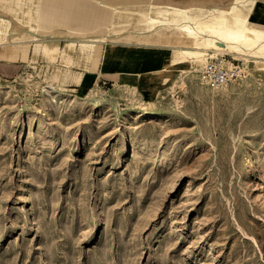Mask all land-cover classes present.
Instances as JSON below:
<instances>
[{
	"label": "rangeland",
	"instance_id": "1",
	"mask_svg": "<svg viewBox=\"0 0 264 264\" xmlns=\"http://www.w3.org/2000/svg\"><path fill=\"white\" fill-rule=\"evenodd\" d=\"M113 15L104 46L135 42L140 17ZM208 53L241 76L210 89L182 57L73 88L57 56L0 60V264H264V77Z\"/></svg>",
	"mask_w": 264,
	"mask_h": 264
},
{
	"label": "crops",
	"instance_id": "2",
	"mask_svg": "<svg viewBox=\"0 0 264 264\" xmlns=\"http://www.w3.org/2000/svg\"><path fill=\"white\" fill-rule=\"evenodd\" d=\"M42 1L44 2L42 3ZM207 1L218 2L216 0ZM115 2L116 0H112L113 4ZM161 2H170V0H162ZM42 4L44 5L43 8ZM66 6L70 13L72 11V15L80 6H87L83 15L89 20L86 21L83 17L80 24L71 29L64 28L63 25L58 27L59 24L67 21L60 16L64 14ZM23 7L29 8V16L23 15ZM69 12L68 16L70 15ZM113 14L115 11L112 8L104 7L101 0H41V2L40 0H0V60L17 63L23 61L25 55L36 60L38 56L43 55L53 61L57 56L61 70L71 72L69 77L73 83H68V85L73 88H82L87 85L88 81L94 80L96 77L102 80H110L106 77L107 75L119 76L121 73H127L130 76L127 79L132 84H138L134 78L135 75L158 70L169 64L172 52L176 49L175 45L163 43L158 44L161 46L155 48L136 40L125 46H104V43L113 38L112 35L106 33L108 25L105 26V34L100 35L97 31L102 28L104 22L112 23ZM50 15L54 18L58 17L59 21L56 24H51ZM90 17L92 18L90 19ZM251 18L254 22L264 25V3H259L257 8L253 9ZM29 23L35 24L36 31L34 33L22 30L18 26V24L28 25ZM87 27L91 32L97 34L86 36L84 33H80L83 28ZM100 36H103L104 40L101 38L90 41L93 39L92 37ZM135 38L137 37L135 36ZM56 43L61 50L66 49L65 60H61L60 54L52 58L44 53V44L50 46ZM69 44H73L72 48H69ZM94 62L98 65L91 69L90 64Z\"/></svg>",
	"mask_w": 264,
	"mask_h": 264
},
{
	"label": "bare ground",
	"instance_id": "3",
	"mask_svg": "<svg viewBox=\"0 0 264 264\" xmlns=\"http://www.w3.org/2000/svg\"><path fill=\"white\" fill-rule=\"evenodd\" d=\"M256 1L228 0L225 5H214L211 1L197 0L196 4L185 6L160 0H116L115 4L112 0H101V4L106 8H112L117 15L140 17L138 22L143 30L129 33L128 39L143 43L175 44L176 49L170 59L172 64L182 57L194 63H202L207 59L206 56L213 55L208 51L222 53L229 50L232 53L254 58L256 63L254 74L259 75V72L264 77V25L251 19ZM22 13L29 16V8L23 7ZM18 26L27 32L36 31L35 24H18ZM111 26L113 25H108L106 28L108 35L113 29ZM92 38L90 41L101 38L104 40L103 36ZM185 42H189L186 43L187 47L182 46ZM72 45L69 44V48H72ZM66 52V49L61 50L57 43L50 46L44 44V53L49 57L54 58L53 56L60 54L61 60H65ZM137 116L148 117L149 114ZM159 161L161 164L164 163L163 159ZM254 167L253 158L248 155L246 176L252 175Z\"/></svg>",
	"mask_w": 264,
	"mask_h": 264
},
{
	"label": "built area",
	"instance_id": "4",
	"mask_svg": "<svg viewBox=\"0 0 264 264\" xmlns=\"http://www.w3.org/2000/svg\"><path fill=\"white\" fill-rule=\"evenodd\" d=\"M224 54L208 56L200 72V79L211 89L222 88L241 76V69L237 64L227 65Z\"/></svg>",
	"mask_w": 264,
	"mask_h": 264
}]
</instances>
